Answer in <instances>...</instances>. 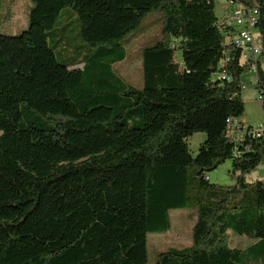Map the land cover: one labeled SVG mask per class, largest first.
I'll list each match as a JSON object with an SVG mask.
<instances>
[{"label":"trees","instance_id":"16d2710c","mask_svg":"<svg viewBox=\"0 0 264 264\" xmlns=\"http://www.w3.org/2000/svg\"><path fill=\"white\" fill-rule=\"evenodd\" d=\"M31 1L26 28L0 33V264H147V233L167 231L182 207L195 210L191 243L154 264H264V181L245 180L264 163V136H229L249 65L214 0ZM238 1L257 9L263 55L264 0ZM68 7L89 49L65 65L50 41ZM152 10L162 39L143 50L135 88L110 67ZM256 71L264 111L259 60ZM195 132L205 140L192 156ZM226 159L235 183L210 182ZM229 231L253 242L232 246Z\"/></svg>","mask_w":264,"mask_h":264},{"label":"rangeland","instance_id":"374dc122","mask_svg":"<svg viewBox=\"0 0 264 264\" xmlns=\"http://www.w3.org/2000/svg\"><path fill=\"white\" fill-rule=\"evenodd\" d=\"M215 14L218 21L223 20L226 15L225 8L228 7L226 0H214ZM32 5L31 0H1L0 6V33L14 35L22 32L27 26L28 11ZM10 16H6V12ZM162 13L160 10L147 12L140 20L138 26L128 33L120 44L124 46L125 56L120 62L110 67V72L119 77L126 85L141 88L143 85L141 54L145 48L155 45L162 39ZM50 47L56 54L58 62L69 64L73 61L75 54L80 56L89 48L80 37V24L78 16L71 8H63L57 17L56 24L52 30ZM176 43V42H175ZM175 61L181 62V51L176 50ZM260 67L264 73V54L259 57ZM81 67L70 66L69 69ZM257 71L247 69L240 77L242 84L241 99L244 110L242 121L246 124L256 126L264 121V111L261 106V89L257 84ZM88 77H85L87 80ZM112 85V79L109 82ZM205 140V133L195 132L188 136L186 142L192 156H195L200 144ZM231 159H226L214 170L206 173L207 179L212 183L221 185H232L235 176L230 174ZM245 180L252 183L257 180L264 181V163L260 164L254 172L246 174ZM170 227L164 232H148L146 235V249L148 263L154 264L158 253L170 247H179L191 243V230L195 222V210L192 207L170 209L168 211ZM229 241L232 246L244 248L253 240L247 236H240L229 231Z\"/></svg>","mask_w":264,"mask_h":264},{"label":"built area","instance_id":"2783aa9c","mask_svg":"<svg viewBox=\"0 0 264 264\" xmlns=\"http://www.w3.org/2000/svg\"><path fill=\"white\" fill-rule=\"evenodd\" d=\"M226 2L228 3V7L225 8L226 15L218 23L227 29L226 40L240 49V62L248 64L249 69L256 70L263 49L259 34L255 31L257 9L238 0ZM227 122L229 136L235 142L243 140L245 134L249 137L264 136V121L256 126L250 125V128L242 119H228ZM244 150L248 151L249 146L246 145Z\"/></svg>","mask_w":264,"mask_h":264},{"label":"crops","instance_id":"0c3cea01","mask_svg":"<svg viewBox=\"0 0 264 264\" xmlns=\"http://www.w3.org/2000/svg\"><path fill=\"white\" fill-rule=\"evenodd\" d=\"M6 16H7V17H9V16H10V14H9V12H8V11L6 12ZM254 171H255V170H253L252 172H254ZM252 172H251V173H252ZM245 176H246V175H245Z\"/></svg>","mask_w":264,"mask_h":264}]
</instances>
